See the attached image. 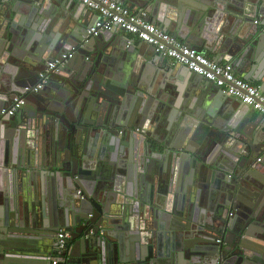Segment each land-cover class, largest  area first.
<instances>
[{
    "label": "water",
    "instance_id": "1",
    "mask_svg": "<svg viewBox=\"0 0 264 264\" xmlns=\"http://www.w3.org/2000/svg\"><path fill=\"white\" fill-rule=\"evenodd\" d=\"M127 1L217 63L250 66L264 90V0ZM79 4L93 12L75 0H0V111L46 63L82 44ZM213 16L230 28L206 27ZM120 38L113 31L90 39L75 55L88 60H71L1 120L18 139L0 146V264H33L26 257L48 242L59 264H264L242 232L253 220L263 232L255 245L264 242V117L239 102L223 117L207 102L213 83L183 66L166 70ZM158 70L164 78L180 72L188 81L178 90L188 85L199 98L188 104L170 93ZM217 90L216 99L226 97ZM53 123L61 137L39 168L24 142ZM206 190L217 195L211 219L197 206ZM62 230L69 237L60 248Z\"/></svg>",
    "mask_w": 264,
    "mask_h": 264
},
{
    "label": "built area",
    "instance_id": "2",
    "mask_svg": "<svg viewBox=\"0 0 264 264\" xmlns=\"http://www.w3.org/2000/svg\"><path fill=\"white\" fill-rule=\"evenodd\" d=\"M75 1L97 13L98 19L86 29V35L79 47L63 53L55 60L46 63L38 73L37 82L25 86L23 94H19L11 106L0 111V124L3 118L14 117L26 105L28 95L43 91L50 83V76L64 68L75 57L76 53L85 48L90 39L98 38L103 33L118 30L152 46L156 54L168 60L171 66L186 67L192 73L213 83L218 89L222 90L225 96L247 105L264 117V90L261 87L237 75L232 63H217L197 49L186 45L172 34L165 32L161 27L153 24L146 9L132 10L114 0ZM259 22L257 19L254 24L257 25ZM261 160L262 156L257 161L261 162ZM68 237L69 234L64 230L57 234L60 248L65 246ZM57 263L55 261L53 264Z\"/></svg>",
    "mask_w": 264,
    "mask_h": 264
},
{
    "label": "crops",
    "instance_id": "3",
    "mask_svg": "<svg viewBox=\"0 0 264 264\" xmlns=\"http://www.w3.org/2000/svg\"><path fill=\"white\" fill-rule=\"evenodd\" d=\"M22 1L24 2V4L26 3V1H31V3H34V0H22ZM201 1H204V0L198 1L199 3L195 0V2L198 4L197 6H201L200 5V4H202ZM219 1L220 0H210V2L213 5L217 4V6H219V3H220V5L222 4L223 6H225L224 3L219 2ZM221 1H226L227 3H229L228 0H221ZM121 2H119V3L123 4L124 6L128 7L129 9H132V10L144 9V8H140V7H138V6H136V5L132 4V3H129L127 0L126 1L125 0H121ZM77 13H78L77 14L78 18L77 19L79 21L78 20H75L74 22H77V24L79 26L84 27L85 30L89 26H91L98 19V17H99L97 13L94 12V14H93V12L87 11L80 4H79L78 12ZM214 16L212 18H209L212 21L206 23V25H205L206 27L208 25L213 24V27L217 28L218 27L217 26V23L220 22V26L221 27H228V28H230L231 23H230V25H227L226 24V21H225V18H221L220 16L219 17L216 16L217 19H215ZM56 19H58V18H56ZM149 19H150V21L153 24H155V25H157V26H159V27H161L163 29L162 25L159 24L157 22V19L153 17V14L149 13ZM168 33H170V34L173 35V33H171L170 31H168ZM118 34L121 36L120 39H123V42L126 45H128L127 46L128 49L135 50V49L138 48V49H140L141 55H143L144 57H146L147 59H149L151 61L153 59L154 61L160 62L161 64L163 63L165 65L164 68L166 70H168V69L171 70L172 66L169 63V61L166 60V59L163 60V58H160L156 54V52H155V50L153 49L152 46H150V45H148L146 43H143L140 40H138L136 37H134L132 35H129V34H125L124 32H122L120 30H118ZM180 40L182 42H184L186 45L198 49V51H200L202 54H204L207 57H209L210 59L214 60V56L208 50H206L205 48L204 49H201L198 45L194 44L193 42H191L189 40L188 41H184L182 39H180ZM91 50H94V48H91ZM90 57H93V53H90ZM72 60H73V62L71 64H73L75 61L76 62H80V63L81 62L84 63V61L87 60V58L84 60L83 57H80V58L78 57L76 59L74 57ZM224 63H231V62L223 61L221 64H224ZM234 69H235L237 75H239V76H240V72H243V75L244 76H246L245 74H247L248 79H246V78L244 79L243 78L244 80H246V81H248V82H250V83H252V84H254L256 86H259V87L263 88L262 87V85H263L262 82L260 80H258V79H254V75H250V73L253 74L252 69H251L250 66H247V68H245V71H243L242 69L238 68L236 65H234ZM176 75L177 76H175V77L172 76V77H165L164 78L163 71H159L158 70V78H159L160 82H162V84L164 86H167V90L171 91L170 93H176V94H179V95L182 94L184 96V99H185L184 101L186 103H188V104L189 103H192L193 104L194 103V99H198L199 98L198 97L199 96V92H197L198 96L193 95V94H195L196 90L195 91L194 90L190 91L188 89V85H184L183 87H181V89H182L181 91L182 92H180L178 90L179 87L177 86V83L178 82L179 83L180 82L182 83L184 81L183 84H186V82L188 80H185L183 77H181L180 72L176 73ZM240 77L242 78V76H240ZM36 79L34 81H32L31 83H34L36 81ZM163 79H164V81H163ZM186 79H188V78H186ZM215 89L213 90V91H215V93H213L211 97H208L207 96L208 97L207 98V100H208L207 102H208V104L211 107L213 106L214 108H216V111H217L218 114H221L224 117V116H228L229 115L228 113L230 112V110L232 108L234 110L237 109V111L240 110L238 108L239 107L238 102H236L232 98H229V96H226L222 100L216 99V96L218 95L217 94L218 93L217 91H219V90H217L218 89L217 87ZM203 91H204V89H202V92ZM220 119L222 120V122L225 123V120L223 118H220ZM1 124H2L1 126H4L5 125L6 128H4L3 130H1V132H0V146H4L5 147V145H6L7 142H8V144H12V143L15 144L16 138L18 139V136L17 135L11 136V131L14 130L16 132V130L15 129H12V127H11V125H9V122L8 121L7 122H2ZM45 126H46V129L42 130L40 133H37L34 137H32V138L30 137L29 139H27V142L25 140V142H24L25 149L22 150L23 152H26V153L30 154V157H31L30 162L33 165L34 164L37 165L39 168L40 167L41 168H44V165H45L44 160L46 162L48 161L49 153H50V150L52 149L51 146L54 145V144L56 145V143H57L56 140L61 137V135H59V127H56V130H55L54 123H53V126L50 127V128L48 127V125H45ZM5 134L8 137H10V138H8V140H7V138H5L6 137ZM30 141H31V144H32L31 146H30ZM20 143H21V141H18V144L19 145H21ZM11 149L13 151L12 154H14L15 153L14 152V147L12 146ZM224 150L229 151V148L228 149H224ZM220 152H218V154H220ZM20 153H21V151H20ZM222 156H224V155H222ZM15 160L16 161L18 160V162H21V156H17L15 158ZM43 178L46 179V174H44ZM50 184H51V186H53L52 188H53L54 193H55V188H54L53 181H51ZM212 192H213V190H206V193H204L203 196H202V198H201V202L200 203L198 202V204H197L198 209H199V212L204 217H206V219H211V217H210V210H209L208 207H210V206L217 207L218 206L217 205L218 204L217 199H215V197L217 198V195L216 194H213ZM59 194H61V196H62V194L65 195L66 193H62L61 191H56L57 198L60 197ZM203 212H204V214H203ZM212 220H214V219H212ZM48 244H49V242L43 244L42 247L40 248V251H37L32 256H28L26 258L29 261H32L33 264H53L55 261L58 262V255H57V253L55 251H53L51 249V247H49ZM47 256H48V258H47ZM49 256H51V257H49ZM16 257L19 258L20 256H16ZM57 264H59V263H57Z\"/></svg>",
    "mask_w": 264,
    "mask_h": 264
},
{
    "label": "flooded vegetation",
    "instance_id": "4",
    "mask_svg": "<svg viewBox=\"0 0 264 264\" xmlns=\"http://www.w3.org/2000/svg\"><path fill=\"white\" fill-rule=\"evenodd\" d=\"M0 22H1V20H0ZM228 215H229L231 220L236 217L235 211L229 212ZM238 227H240V226L238 225ZM235 231H237V229H235ZM242 232H244L243 240H244V243L246 245H250L251 247H253L257 251L261 250L260 252H264V250H263L264 249V245H263L264 242L261 243V241H259L257 243V245H255L256 244L255 242L258 241V240H256V237L261 236V234L263 233L262 229L260 228V225L257 222H255V221L253 222V220H250L247 227L242 229ZM220 238L221 239H218V240H220V242H218V240H216L215 243L221 244L223 241V239H222L223 237H220ZM228 239L231 240L230 237ZM252 243H254V244H252Z\"/></svg>",
    "mask_w": 264,
    "mask_h": 264
}]
</instances>
